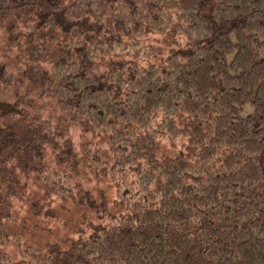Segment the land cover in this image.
<instances>
[{
    "label": "trees",
    "instance_id": "trees-1",
    "mask_svg": "<svg viewBox=\"0 0 264 264\" xmlns=\"http://www.w3.org/2000/svg\"><path fill=\"white\" fill-rule=\"evenodd\" d=\"M84 164L125 211L42 264H264V0H0V244Z\"/></svg>",
    "mask_w": 264,
    "mask_h": 264
},
{
    "label": "rangeland",
    "instance_id": "rangeland-1",
    "mask_svg": "<svg viewBox=\"0 0 264 264\" xmlns=\"http://www.w3.org/2000/svg\"><path fill=\"white\" fill-rule=\"evenodd\" d=\"M71 134L75 142V149L78 150L81 144V133L73 130ZM88 140H91L92 143L104 142L96 133L88 135ZM71 175L73 179L83 183L88 191L87 200L79 202L71 198H56L39 211L24 209L21 218L31 224L20 233L19 242L9 241L0 244V247L8 251L13 258L23 259L33 264H42L39 256L42 255L46 243H65L77 238L80 234H86L88 232L87 224L96 219L93 203L97 199L100 200L101 194H104L108 199V212L125 211V203L113 206L116 200V191L115 184L109 176L98 180L87 164L82 165L81 168L73 169ZM33 223L38 226H33Z\"/></svg>",
    "mask_w": 264,
    "mask_h": 264
}]
</instances>
